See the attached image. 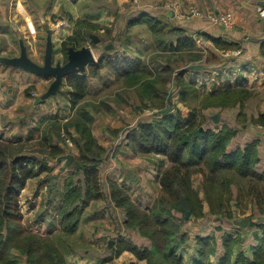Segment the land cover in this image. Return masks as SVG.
Listing matches in <instances>:
<instances>
[{"label": "trees", "instance_id": "trees-1", "mask_svg": "<svg viewBox=\"0 0 264 264\" xmlns=\"http://www.w3.org/2000/svg\"><path fill=\"white\" fill-rule=\"evenodd\" d=\"M126 24L128 27L146 24L161 40H156L161 53L178 52L180 55L171 61L168 55L161 54L154 61L103 52L85 73L68 76L66 85L73 114L65 121L53 118L38 139L33 140V154L42 158L25 150V143L32 141V133L25 141L15 142L0 136V264H18L13 251L24 257L26 264H65L50 236L34 232L21 223L19 197L27 182L37 174L44 175L38 180L39 186L46 184L49 190L55 188L56 177L48 162L63 155L58 143L61 140L65 143L63 136H70V129L77 137H73V160L67 167L69 173L62 186L57 225L63 234H74L89 203L105 199L116 223L114 235L117 237L112 240V247L109 248L108 243L106 250L97 257L103 264L111 262L123 251H129L146 264H182L177 252L190 241V219L212 220L216 230L232 227L234 209L241 207L244 197L241 189L233 193L229 188L237 178L251 185L245 196L246 202L253 207V213L259 217L264 214V144L259 138H253L251 142L250 139H242V134L235 128L241 113L236 114V122L232 123L227 118L223 121L220 115V130L214 125L213 117L207 114L210 108L226 110L234 107L239 101L234 97L235 91L228 87L210 95L203 94L194 82L187 81L183 77L184 70L195 63L204 66V56L193 57L195 43L180 31L167 37L164 30L168 24L162 18L137 11ZM99 29L103 30L102 36L97 33ZM112 31L111 27L76 21L73 35L61 43L59 53L63 55V62L67 61L68 48L80 49L87 40L101 50L110 44L114 46L117 36H113ZM91 35L98 37L97 43L94 44ZM167 43H170L169 48ZM214 44L219 49L236 47L220 44L218 40H214ZM181 67L186 68L177 71ZM101 69L114 75L113 89L136 90L141 104H149L151 109L159 112L158 117H148L130 130L122 143L136 154L167 158V166L158 172L159 193L147 209L140 208L118 183L104 175L108 152L94 137L89 125L92 124V116L88 112H98L94 102L100 97H93L88 92V78L98 77ZM171 83L175 86L173 90L167 89ZM142 86L149 90L148 94L141 91ZM109 89L110 86L103 85L101 96ZM129 99V92H119L111 103L123 107L130 103ZM99 106L109 108L107 106L112 105L102 102ZM250 122L264 127V114L251 118ZM202 126L205 131L201 133L199 128ZM197 173L202 175V199L192 187V176ZM229 173H234L235 180L226 178ZM203 198L208 206L206 213ZM251 227L261 232V236L255 233L250 236L252 259L240 255L232 263L234 248L242 239L240 235L233 237L224 233L225 254L218 264H264V219L251 223ZM212 251V247L201 250L194 264H213L209 257Z\"/></svg>", "mask_w": 264, "mask_h": 264}, {"label": "crops", "instance_id": "crops-1", "mask_svg": "<svg viewBox=\"0 0 264 264\" xmlns=\"http://www.w3.org/2000/svg\"><path fill=\"white\" fill-rule=\"evenodd\" d=\"M52 1V0H51ZM61 1L64 5L71 4L73 5L77 0L71 1V0H57ZM170 1L174 2L177 6V8L169 10L165 7V4ZM39 6V7H38ZM49 2H47L42 7L38 4H32L30 5L31 8H33L32 11L27 12L29 15L30 20L28 23L26 22V25H32V20L35 26L37 27V31L43 32V30H47V25H41L42 20L46 16V13L48 11ZM119 8H125L129 13L123 18L124 26H120L117 23V15H118V9ZM132 8V12H131ZM196 9L201 13L200 16H195L190 13V9ZM258 8H264V0H86L83 4V11L81 9L82 16H78V19L74 20L72 22V28L71 30H67L65 33H63L62 38L60 39V46L61 43L66 40L67 38L71 37L75 30V22L76 21H86L88 23H91L93 25L98 26H105V27H111L113 29L112 34L113 36H117L115 45L111 46L107 45L104 47V49H100L98 47H94V45L91 43L90 40H87L86 45L90 44L92 48L96 51L95 53L92 51V54L95 58V63L99 59V57L102 55V53H106V55H118V56H127L131 59H148V60H154L156 59V56L168 55L167 58H169L171 61L176 60L178 55L180 53L178 52H168L166 54L161 53L159 50L160 46L158 44V41H161L157 39L152 32L150 31L149 27L146 24H138L131 27H128L126 22L127 20L132 16L134 12H141L145 13L146 15L150 16L153 15L154 17L162 18V21L166 22L168 26L165 28L164 33L167 37L173 36V33L175 31H180L182 35L185 37L191 39L195 43V38L197 36L202 37L203 39V49L197 48L196 44L195 47L196 51L193 52V57H197L199 55H203V68L201 67L200 70H194L191 68H188L184 70L183 77L187 81L194 82V85L197 87L198 91L203 94H213L215 93L220 86H224L230 83H225L226 79L233 78L234 79V85H240L246 89H253L255 87H258V89L264 88V21L261 20V18L258 15ZM50 9V7H49ZM55 9V7L52 8V11ZM124 9V10H125ZM30 10V9H29ZM114 13L115 17L112 22L109 25L100 23L99 19L103 17H107L109 14L112 15ZM208 12H215V13H225L228 12L232 15L231 25L229 27L225 26H213L211 25L208 20L206 19V15ZM61 13V12H60ZM117 14V15H116ZM25 15V14H23ZM81 17V18H80ZM126 17L128 19L126 20ZM62 16L58 17V24L62 26ZM68 21V20H67ZM57 24V25H58ZM68 24V23H66ZM65 24V25H66ZM59 26V25H58ZM70 27V26H69ZM43 29V30H41ZM28 36L27 39L31 42H35L37 39L35 33V30L33 28L28 27ZM60 32H62V29H60ZM99 36L103 35V30L99 29L97 31ZM144 34V36H142ZM51 37V41L53 42L54 39V33L52 30L46 31V36L44 40H47V37ZM94 39V44L98 42V37L96 35H91ZM214 40H218L220 44H232L236 45V47L229 48V49H219L215 46ZM38 41V40H37ZM90 41V42H89ZM166 44V43H165ZM54 45V43H52ZM111 46V48H108ZM168 48L170 47V43H167ZM46 49V48H45ZM242 50V55L237 56H230L229 58H223V53L226 51H237ZM45 53V50H44ZM20 54V50H19ZM27 54H29L27 50ZM197 55V56H196ZM5 57H0V73L6 72L9 73L7 79H5V75L1 74L0 78H3L7 83H11L14 81V76H17L22 80V82L19 84V86L14 89L18 92H13V90L9 87L6 89H3L5 91V98L2 102V105L4 108H6V111L1 113L2 115L7 114L9 112V109L6 104H9L11 106L10 109L12 110V103L15 102L16 107L24 106L28 108H31V116L29 115L28 120L26 124H23L22 118L23 113L20 117L19 125L17 130H12L13 127H6L4 126L3 129L0 128V136L4 139L11 140L12 142L21 140L25 141L26 137L31 134V140H36L40 136L42 130L50 124L51 120L53 118H59L63 119L64 121L69 117L72 116L73 111L71 110L70 103H69V90L66 85V79L62 83L59 92L55 96H51L40 103L37 104L36 100L38 98H34V102L30 103V99H28L25 95V92L23 94V90L29 86L35 87L34 85H38L42 87L37 88V91H41L39 93V98L42 96V93L48 89V83L52 79L37 76L28 72H25L21 69L13 68L10 66L5 65L1 60ZM201 59V58H200ZM156 61V60H154ZM228 62V64H227ZM197 64V63H195ZM229 65V66H225ZM233 65V66H230ZM199 66V65H195ZM89 66H87L88 68ZM86 68V70H87ZM225 70L224 76L225 78L223 83H220L219 78H216L215 83L214 80H210L214 74H216V71L221 74V71L223 72ZM205 78H210V82L208 84H202V80ZM232 79V80H233ZM94 82V91H91V84ZM113 84H114V75L111 74L106 69L100 70V75L96 78H88V92L93 97L101 96V93L103 91V85L110 86L111 89L109 91H113ZM213 85V88L211 89ZM9 90H12L9 92ZM44 95V94H43ZM133 98V94L130 95ZM25 97V98H24ZM62 102V107H58L57 104ZM64 102V103H63ZM136 103V102H135ZM23 107V108H24ZM103 107V108H102ZM109 108H106L105 106H99L100 109H105L104 115L98 114L101 117L110 115V116H116L117 120H120V125L123 126L120 128H102L103 133L97 137L93 131L97 129V124L99 122L97 121V117L95 116V112L92 110H89L88 112L92 116V124H89L91 127V131L96 136L98 141L102 144H105L104 148L107 146H110L112 148L113 153L115 156H112L114 166L110 167L109 170L106 172L107 177L109 179H112L116 183H118L131 197V199L142 209L149 208L154 200L157 198V195L159 193V182H158V172L162 171L167 166V158L164 156H156L154 158H149L152 161V165L145 166L143 170L132 169L127 165L128 162L130 163H141L143 161L144 156L134 153L128 146L126 145H116L112 146L114 143L111 137H109L106 133H110L114 137V133L117 131H114L116 129L123 130V127L131 126L130 124H133L128 132L130 130L134 129V126L138 127L140 123L144 121L146 117H141V119L137 121H129L127 124L125 117H122L123 119H120L119 113H124L125 111L128 112H136L134 105L129 103L128 105H124L122 109H116L112 106H107ZM68 111V112H67ZM117 111V112H116ZM94 113V114H93ZM98 113V112H96ZM126 115V114H125ZM42 120L40 126H38L39 122ZM218 123L214 124L217 126V130L221 129V125H217ZM135 127V128H136ZM216 129H214V132H217ZM111 131V132H109ZM199 131L202 133L205 131V127L202 126L199 128ZM128 132L125 136L128 135ZM70 136L73 138H76V134L72 129H70ZM252 137H243L242 139L247 141L246 139H250V142L253 140V138H262L264 137V133H261L259 131L255 133H251ZM101 138V140H100ZM116 138V137H114ZM34 142V141H33ZM59 146H61V143L59 142ZM74 146L69 149L70 151H73ZM67 154V153H66ZM120 154H123L124 157H122ZM126 161L125 163L122 161ZM141 161V162H140ZM125 165L124 166L122 165ZM154 165H157V168H154ZM50 166V164H48ZM66 166V165H65ZM118 166V167H117ZM67 169V168H66ZM55 172V168L53 167V173ZM69 171H66L64 174L62 181L60 183H57L55 189L51 192V196L49 199L45 197L48 200L49 206L52 205L51 208L45 207L42 204L40 205V199L41 196L39 195L38 201H35V204L37 205H31V213L33 214V218H36L37 220L35 222H32V225H38L42 222L41 226H46L43 232H46V235H50L52 229L54 228V231H58L57 226V214L58 209L61 205L62 201V186L64 179L68 175ZM195 176V175H194ZM201 177L200 175H198ZM35 177L27 182L28 189L33 190V188H36L35 191V197H37L38 192L40 190H37L36 183L33 185L32 182L34 180L40 178ZM202 180V179H201ZM145 182L146 187L149 186H155L158 190L156 191L155 195H149L145 191V196L142 199L135 200L134 199V190L137 187L139 189V185L137 186L138 182ZM193 178H192V187L193 186ZM31 187V188H30ZM148 189V188H146ZM195 189V188H194ZM197 190V189H195ZM199 191V190H198ZM200 197V195L198 194ZM57 197L60 200V203L56 204ZM201 198V197H200ZM94 203V202H93ZM91 204V208L95 206V210L92 213V217L94 219L100 220L103 219L106 221L105 218V211H100L99 207L101 206V203H94ZM96 204H100L99 206H96ZM40 205V206H39ZM205 206V204H203ZM34 208L38 209V212H34ZM207 208V209H206ZM234 209V208H233ZM51 211H53L56 216L52 218L53 225L50 226L49 222L44 223L45 219H47L48 215L51 214ZM88 212V210L84 211ZM95 212V213H94ZM208 212V207H204V213ZM87 215V214H86ZM45 216V217H44ZM86 218V217H85ZM236 218V217H235ZM234 218V219H235ZM201 219H198V221L194 222L196 224L195 226H190L189 230V236L190 241L187 245L182 246L178 250L179 256L182 258V264H194L195 261L199 259L200 251L209 247H212L213 251L210 256V262L213 264H218L220 259L224 256L225 251L223 249V235L224 233L232 235L233 237H236L237 235L241 236L242 242H240L235 248L233 252L232 257V263L236 262V258L240 255H242L244 258L251 260L253 257V252L251 248V242H247L251 237V235L254 233H250L249 237H244L242 234V230L238 229L235 234H231L230 232H227L228 229H222V230H215L213 229L212 233H199V230L196 228H201L203 226H206V224H202L200 222ZM34 221V219H33ZM190 223V222H189ZM201 225H200V224ZM212 225V224H211ZM232 227L233 222H232ZM35 231V230H34ZM223 231V233L221 232ZM37 232V230L35 231ZM221 233L220 236L216 235L215 233ZM41 233V232H39ZM61 235L60 232H58ZM257 234V233H255ZM56 235V236H57ZM73 235V234H72ZM74 235H76L74 233ZM259 236V234H257ZM63 236V235H62ZM52 237V236H51ZM240 239V241H241ZM59 250V249H58ZM130 254V257H134L132 253L129 251H123L118 257L117 260L114 258L111 262L106 264H124L125 258L122 257ZM250 254V255H249ZM22 257V256H21ZM24 260V263L26 264V260L24 257H22ZM119 258L122 260L118 261ZM136 260V258L134 257ZM137 261V260H136ZM21 262V261H20ZM115 262V263H114ZM135 262V261H134ZM140 264H145L144 261H138ZM101 264V263H100Z\"/></svg>", "mask_w": 264, "mask_h": 264}, {"label": "rangeland", "instance_id": "rangeland-1", "mask_svg": "<svg viewBox=\"0 0 264 264\" xmlns=\"http://www.w3.org/2000/svg\"><path fill=\"white\" fill-rule=\"evenodd\" d=\"M86 0H77L73 5L71 4H67L64 5L61 1H57V0H0V57H5V58H16L19 56V50H20V45H19V41L21 40L23 45L26 48V52L28 50L29 54L28 57L31 61H33L35 64L37 65H43V57H44V50L46 48V40H44L45 36H46V31L47 30H52L54 33V39L52 43H54L53 45V50H54V64H56L57 62L60 63H64L63 62V55L61 53H59V42L60 39L63 36V33H65L67 30H71L72 28V22H74V20L78 19V16H82L81 13V9L83 11V4L85 3ZM108 1V0H107ZM47 2H49V6H48V11L46 13V16L44 17V19L42 20V24L41 25H47L48 29L45 31L43 29V32H38L37 31V27L35 26V24L33 23L32 20V25H26V22L28 23V21L30 20L29 15L27 12H30L33 10V8L30 7V5L32 4H38L41 7L43 5H45ZM39 7V6H38ZM50 7V9H49ZM55 7V9L52 11V8ZM30 9V10H29ZM125 8H119L118 9V17H117V23L118 25L120 24V26H124V22H123V18L129 13ZM61 12V13H60ZM131 12H132V8H131ZM112 13V12H111ZM25 14V15H23ZM132 15V14H131ZM62 16V26L60 25V23L58 24V17ZM80 17V18H81ZM112 17L114 19L115 15L114 13L109 14L107 17H103L101 19H99L100 23L109 25L111 24ZM128 19V17H126V20ZM68 20V21H67ZM31 21V20H30ZM68 23V24H66ZM59 26H58V25ZM66 24V25H65ZM70 26V27H69ZM28 27L29 28H33V30H35V35H36V40L35 42H31L30 40L27 39L28 36ZM60 29H62V32H60ZM142 36H144V34H142ZM52 40V39H51ZM90 42V41H89ZM83 47H89L91 49V51H93L94 53L96 52L94 50V48H92V46L90 44L85 45ZM202 49H203V44H202ZM237 55H242V50H237V51H226L225 53H223V58H229L230 56H237ZM67 60V55H66V59ZM228 64V62H227ZM195 65H199L203 68L202 65L200 64H193L192 66ZM182 66V65H180ZM225 66H229V65H225ZM233 66V65H230ZM186 67H181L179 69H177V71H180V69H184ZM225 70H223V72L221 71V74L218 73V71H216V74H214V76L205 80V78L202 80L201 85L204 83L205 85L208 83H211L210 80H214L215 83L216 82V78L221 79L222 76H224L225 74ZM5 75V79H7L9 73L6 72H2L0 73ZM210 79V80H209ZM224 77L223 80L224 81ZM233 78H228L226 79L225 83H230L231 85L227 84L224 86H220L219 89L223 90L225 88H230L233 89L232 91H235L233 94L235 95L234 97L238 98L239 101L238 103L236 102V105L234 107H229L226 110H222V109H213L210 108L207 112L208 115H210L211 117L216 116L217 117V123L219 120V116L221 115L224 119H222L223 121L227 119V121L229 122H233L235 121V116L237 113H241L240 116L238 117L239 122H237L238 124L235 125V128L237 129V131L239 130L240 134H242V138L243 137H252L251 133H255L257 131L264 133V127L261 126H257L255 124H252L250 122L251 118H255L257 117V115L260 114H264V88L262 89H258V87H255L251 90L244 88L240 85H234V79ZM22 82V80L20 78H18L17 76H14V81L11 83H7V81H5L3 78H0V128L3 129L4 126L6 127H13L12 130H17L18 129V125L20 124V117L22 118V123L26 124L27 122H29L28 117L29 115L31 116V108L26 107H16L15 102L12 103V110L10 109L11 105L6 104L8 106L7 109H9V112L7 114L2 115L1 113H3L4 111H6V108L3 107L2 102L5 98L4 94L5 91L3 89H6L7 87L11 88L13 90V92H18L14 89H16L19 84ZM51 80L48 83V86H50L51 84ZM131 82V80H130ZM129 82V83H130ZM221 83V82H220ZM224 83V82H222ZM35 87L39 88L42 87L38 86L37 84L34 85ZM94 82L91 84V91H94ZM37 88L35 89L34 87H27L23 90V94L25 92V95L28 94V96H26L28 99H30V103H32V101L34 100V98H39V91H37ZM173 88H175L174 84H170L167 89H171L173 90ZM213 88V85L211 87V89ZM41 89V88H39ZM135 89H137V87H135ZM214 89V88H213ZM12 90H9V92H11ZM47 91V90H46ZM42 93L45 94V92ZM144 92V94H148L149 90L142 86V90ZM121 92V93H128L129 92V96L131 94H133V98L130 96L131 99H129L130 103L134 105V108L136 110V112L134 113H130L128 111H125V114L119 113L117 112V114L119 115L120 119H123L122 117H125L124 119L126 120V123L129 124V121H137L139 119H141V117H146L145 119H147L148 117L151 118H156L159 115V112L157 111V109H151L149 104H141L139 102V95L137 93L136 90L130 89L127 91H120L119 89L115 88L113 89V91L107 92L106 94L98 97V99H96V101L94 102L96 105V108H98V113L95 112V116L97 117V121L99 122V124H97V129H95L93 131V133L99 137V135L101 133H103V129L105 127H110V128H120L123 125H120V120L116 119L117 115L114 116H110V115H106L101 117L100 115L98 116V114L104 115V111L105 109H99V105L102 102H108L112 105V107L116 108V109H122V105L119 107H116L115 104L111 103L112 100H115L116 95ZM103 93V91H102ZM25 98V97H24ZM175 99V97H174ZM175 101V100H173ZM34 102V101H33ZM136 102V103H135ZM64 103V102H63ZM34 104V103H32ZM58 107H62V102L59 101V103L57 104ZM103 108V107H102ZM68 112V111H67ZM23 113V116H21ZM94 114V113H93ZM144 119V120H145ZM222 121V122H223ZM216 124V121H214ZM236 122V121H235ZM219 125H221L220 123H218ZM217 124V125H218ZM131 126L133 124H130ZM131 126L128 127H123V130H114L117 131L116 133H114V138L110 133H108L106 131L107 134H109L108 136L111 137L113 140V144L112 146L115 144L119 145L121 143L124 142V138L126 133L128 132L129 128ZM222 126V125H221ZM136 126H134L135 129ZM219 129V128H218ZM111 132V131H109ZM93 134V135H94ZM66 135V134H65ZM96 136H94L96 138ZM65 143L63 140L60 141L61 146H59L62 151L64 152L63 155H72L73 153L72 151H70L69 149H71L72 146H74L73 144V138L71 136H63ZM97 139V138H96ZM98 140V139H97ZM101 140V138H100ZM262 144H264V137L259 139ZM99 142V141H98ZM100 145H102L99 142ZM33 140L29 143H25V150L29 153L32 154L38 158H42L41 155L39 154H33ZM59 145V143H58ZM104 146H106L105 144H103ZM103 146V147H104ZM262 147H264V145H262ZM39 148H37L36 150H38ZM106 151L108 152L107 155V159L105 161L104 167H103V171H104V175H107V171L109 170L110 167L114 166V160L112 158V156H115V154L113 153L114 151H112V148L110 146H107ZM67 153V154H66ZM61 155V156H63ZM122 157H124L123 154H120ZM60 157V156H59ZM143 161L141 163H130L128 162L127 165H129V167H131L132 169H134L136 167V169H140L143 170V168L145 166H150L152 165V161L149 158H154L151 156H144ZM124 163L126 161L122 160ZM48 164H50L51 167L55 168V172L53 173V175H55L56 177V185L57 183H60L63 179V177L65 176L64 174L66 173V171H68L66 168L69 166H65V160H62L61 162L57 163L56 160L55 161H49ZM125 168V165L122 164ZM118 167V166H117ZM154 168H157V165H154ZM42 175V174H41ZM41 175H38L36 177H39ZM195 175V176H194ZM192 176L193 178V186L195 189H197V193L200 195V199H202L203 197V190H202V176L201 174L197 173L194 174ZM198 175H200L201 177H199ZM44 176V175H43ZM42 176V177H43ZM41 178V177H40ZM36 179L34 180L33 185L36 183L37 190H40L38 192L37 197H35V191L36 188H33L32 191H30L31 189H28L27 184L25 186V188L21 191L20 193V206H21V213H22V220L21 223L25 226L28 227L30 230H37V232H41L40 234L46 235V232H43L44 229H46V226H41L42 222L39 223L38 225H32V222H35L37 219L33 218V214L30 215L32 209H31V205H37L35 204V201H38V197L39 195L41 196L40 199V205L42 204L45 207H49L51 208L52 205L48 203V200L45 198L47 197L49 199V197L51 196V192L53 190H49L48 185H42L39 186L38 185V180L40 179ZM227 179H231V180H235V175L234 173H229L226 175ZM139 185V189L136 187L134 190V199L135 200H139L142 199L145 196V191L147 193H149V195H155L156 191L158 190L155 186H149L146 187L145 182H138L137 186ZM251 185L248 186V184L246 183V180L244 179H240L237 178V181L235 184L231 185L230 190L233 193H236L238 191V188L242 190V192H244V197L242 199L243 203L241 205V207L237 206V209H234L235 212V219L233 220V226L234 227H223L222 229H228L227 232H230L231 234H235L237 232L238 229L242 230V234L244 235V237H249V234L252 233H257L259 234V236H261V232L259 230H256V228L251 227L250 225L255 224L256 222L264 219V214L260 215L261 217H259L258 214L253 213V207L251 206V204L249 202H246V192L247 190L250 188ZM56 187V186H55ZM31 188V187H30ZM148 188V189H146ZM193 188V189H194ZM237 188V189H236ZM35 189V191H34ZM199 190V191H198ZM57 202L55 201V203L57 204L58 201L60 203L59 198L57 197ZM101 203V206L99 207L100 211H105V218L106 221L103 219L97 220L94 219L92 217V213L95 210V206L91 208V204L92 203ZM93 203V204H94ZM203 204H205L204 207H208L207 206V202L204 200L203 198ZM39 205V206H40ZM100 204H96V206H99ZM207 209V208H206ZM88 210V212H85V214H83L81 222L75 232L76 235H66L63 234L61 231L56 230V232L54 231V228L51 230L52 232L49 233L51 239L53 240V244L59 249L60 253L63 255L64 258V263L65 264H100L101 262L97 260V257H99V255L101 253H103L106 250V247L108 245V243L110 241H112L113 239H116L117 236L114 235V231H115V226L116 223L113 219V216L111 215L110 211H109V207L107 206V201L105 199H97V200H93L92 202L89 203V205L87 206V208L85 209V211ZM38 212L37 208H34V212ZM95 213V212H94ZM87 214V215H86ZM56 214L51 211V214L48 215L47 219H45L44 223H48L49 225L52 226L53 225V221L52 218L55 217ZM45 217V216H44ZM86 217V218H85ZM262 218V219H261ZM34 219V221H33ZM120 221H123V217L119 216ZM248 220V224L244 227H241L238 225L239 222L243 221V220ZM258 220V221H257ZM198 220H194V219H190L189 220V228L190 226H195L196 224H194V222H196ZM200 222L202 224H206V226H202L201 228H196L197 230H199V233H212L213 229H215V225L214 222L212 220H206V219H201ZM212 224V225H211ZM58 226V225H57ZM221 229V230H222ZM190 230V229H189ZM216 230V229H215ZM34 231V232H35ZM217 231V230H216ZM58 232L61 233V235H57L59 234ZM223 233V231H221ZM216 235L220 236L221 233L217 232L215 233ZM57 235V236H56ZM63 235V236H62ZM247 242H252L251 238L247 241ZM209 248H206L205 250H208ZM250 255V254H249ZM134 256V255H133ZM122 257L125 258V261L123 262L124 264H140L138 262V260L136 261L134 259V257H130V254H127L125 256L122 255ZM13 258L15 260L18 261V264H25L23 258L21 257V255L17 252V251H13ZM117 260V257L115 258ZM122 260L121 258H119L118 261ZM21 261V262H20ZM135 261V262H134ZM115 263V262H114ZM103 264V263H101ZM111 264V263H110ZM146 264V263H145Z\"/></svg>", "mask_w": 264, "mask_h": 264}, {"label": "water", "instance_id": "water-1", "mask_svg": "<svg viewBox=\"0 0 264 264\" xmlns=\"http://www.w3.org/2000/svg\"><path fill=\"white\" fill-rule=\"evenodd\" d=\"M20 54L16 58H4L1 61L10 67L21 69L25 72L46 77L52 79L50 86L44 95L36 100L37 104L41 101L55 96L64 82V80L73 74H83L86 71L87 66L95 63V58L89 47H82L80 49H74L72 47L67 50V61L65 63L57 62L54 64V50L51 41V37L48 36L46 40V49L43 57V65H37L31 61L27 55L26 48L22 41H19ZM111 48V46L107 47ZM191 69L200 70L201 66H191ZM214 121L217 122V117H213ZM65 160V165L68 166L73 160L72 155H63L56 159L59 163ZM189 216V214L187 215ZM248 224V220H243L238 223L239 226L244 227ZM113 245V241L109 242V248Z\"/></svg>", "mask_w": 264, "mask_h": 264}, {"label": "built area", "instance_id": "built-area-1", "mask_svg": "<svg viewBox=\"0 0 264 264\" xmlns=\"http://www.w3.org/2000/svg\"><path fill=\"white\" fill-rule=\"evenodd\" d=\"M165 7L168 8L169 10L177 8L176 4L174 2L168 1L165 4ZM259 17L261 18L262 21H264V8H258L257 10ZM190 13L195 15V16H200L201 13L197 11L196 9H190ZM206 19L208 22L213 25V26H225L229 27L231 25V20H232V15L228 12L225 13H215V12H208L206 15ZM195 44L197 48L202 49V44H203V39L202 37L197 36L195 38ZM223 79H219L221 82Z\"/></svg>", "mask_w": 264, "mask_h": 264}]
</instances>
